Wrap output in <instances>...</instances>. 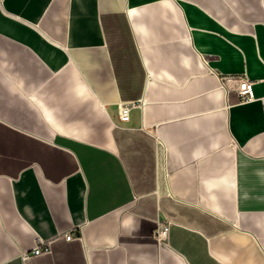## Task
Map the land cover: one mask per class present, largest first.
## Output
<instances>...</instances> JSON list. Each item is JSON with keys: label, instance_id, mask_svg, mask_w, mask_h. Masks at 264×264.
Returning a JSON list of instances; mask_svg holds the SVG:
<instances>
[{"label": "crops", "instance_id": "1", "mask_svg": "<svg viewBox=\"0 0 264 264\" xmlns=\"http://www.w3.org/2000/svg\"><path fill=\"white\" fill-rule=\"evenodd\" d=\"M0 264H264V0H0Z\"/></svg>", "mask_w": 264, "mask_h": 264}, {"label": "built area", "instance_id": "2", "mask_svg": "<svg viewBox=\"0 0 264 264\" xmlns=\"http://www.w3.org/2000/svg\"><path fill=\"white\" fill-rule=\"evenodd\" d=\"M238 93L240 98L244 102H249L255 99V92H254V82L247 78H239V86H238ZM142 101L138 102H125L120 105V119L122 122L127 123L130 120V111L133 107H141ZM169 231L168 224H161L159 225L156 230L154 231V236L157 239H161L167 235ZM75 237L73 234H68L65 236L66 240H72ZM41 244H44L41 247ZM50 252V245L48 243L39 241L38 245L35 249L30 253H24L23 258H29L31 255H42L45 253Z\"/></svg>", "mask_w": 264, "mask_h": 264}]
</instances>
